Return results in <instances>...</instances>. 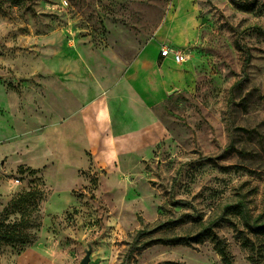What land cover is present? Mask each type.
I'll return each instance as SVG.
<instances>
[{"label": "rangeland", "instance_id": "obj_1", "mask_svg": "<svg viewBox=\"0 0 264 264\" xmlns=\"http://www.w3.org/2000/svg\"><path fill=\"white\" fill-rule=\"evenodd\" d=\"M240 1L251 6L0 0V264H80L90 247V264H226L210 238L158 240L195 233L210 218H224L215 232L232 264H264V236L227 209L243 200L252 218H264V0ZM122 41H159L189 61L177 64L167 105L171 136L102 169L83 136H65L64 124L79 120L63 109L88 51ZM180 199L190 204L175 206ZM172 218L185 222L135 243L140 228Z\"/></svg>", "mask_w": 264, "mask_h": 264}, {"label": "crops", "instance_id": "obj_2", "mask_svg": "<svg viewBox=\"0 0 264 264\" xmlns=\"http://www.w3.org/2000/svg\"><path fill=\"white\" fill-rule=\"evenodd\" d=\"M89 53L87 67L74 82L73 99L63 109L81 128L72 121L64 124L69 126L64 132L76 142L83 136L95 164L115 170L171 136L167 105L181 75L179 63L161 56L159 41L143 46L122 41Z\"/></svg>", "mask_w": 264, "mask_h": 264}, {"label": "trees", "instance_id": "obj_3", "mask_svg": "<svg viewBox=\"0 0 264 264\" xmlns=\"http://www.w3.org/2000/svg\"><path fill=\"white\" fill-rule=\"evenodd\" d=\"M234 4L240 5L243 8H248L251 6L249 3L251 2H245V1H240V0H231ZM237 46L239 49L242 51L246 52L247 58L246 62L248 63L250 60V52H248L244 46L238 42ZM177 178L175 177L173 180V185L176 184ZM190 202L185 199H180V200H174V205L175 206H188ZM227 209L232 211V212H237L242 216V219L244 221V226L248 230V232L254 234V235H263L264 236V218H261L260 216L256 218H252L248 211L246 204L244 203L243 200H240L237 203L230 204L227 206ZM224 218H216L212 219L210 218L206 222L203 221V218H193L194 221H203L202 222V228L192 234H187V235H175V236H162L159 237L158 240L162 243H201L203 242L206 238H210L215 246L219 254L222 256L223 260L225 261L226 264H232V256L229 252V245L228 242L221 238L216 232H215V227L216 225L220 222L223 221ZM185 221L182 220L181 218H176V219H168L167 221L164 222H158L155 224V227L152 229H146V228H140L136 235H135V243L139 245L143 239H146L147 236L153 234L155 231L163 230V229H168L169 227L173 226H178L183 224ZM169 226V227H168ZM237 231V238L241 240V243L244 247L246 248H251V250H255L256 245L255 243L251 242V239L248 237H245L242 235V232L240 230ZM145 241V240H144ZM134 243V244H135ZM146 244V243H145ZM136 245V244H135ZM134 250V248H131Z\"/></svg>", "mask_w": 264, "mask_h": 264}, {"label": "built area", "instance_id": "obj_4", "mask_svg": "<svg viewBox=\"0 0 264 264\" xmlns=\"http://www.w3.org/2000/svg\"><path fill=\"white\" fill-rule=\"evenodd\" d=\"M161 56H172L174 60L179 64L186 63L189 61V56H187L182 50L174 48L172 46L162 47Z\"/></svg>", "mask_w": 264, "mask_h": 264}, {"label": "water", "instance_id": "obj_5", "mask_svg": "<svg viewBox=\"0 0 264 264\" xmlns=\"http://www.w3.org/2000/svg\"><path fill=\"white\" fill-rule=\"evenodd\" d=\"M91 255H92V247H90L87 251H86V255L84 256V258L82 259L80 264H90L91 261Z\"/></svg>", "mask_w": 264, "mask_h": 264}]
</instances>
